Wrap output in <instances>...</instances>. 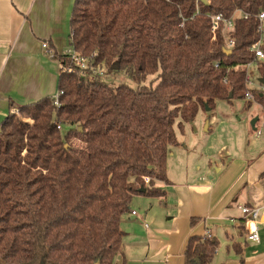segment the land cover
Listing matches in <instances>:
<instances>
[{
  "label": "trees",
  "instance_id": "trees-1",
  "mask_svg": "<svg viewBox=\"0 0 264 264\" xmlns=\"http://www.w3.org/2000/svg\"><path fill=\"white\" fill-rule=\"evenodd\" d=\"M263 12L264 0H76L70 47L135 86L84 75L54 54L59 106L55 97L23 105L25 122L12 105L0 125V264H116L133 197L166 196L157 183L170 184L177 119L246 100ZM236 13L229 54L224 25L214 34L212 17ZM253 94L264 117V91ZM217 248L215 238L192 237L185 264H212Z\"/></svg>",
  "mask_w": 264,
  "mask_h": 264
},
{
  "label": "crops",
  "instance_id": "crops-1",
  "mask_svg": "<svg viewBox=\"0 0 264 264\" xmlns=\"http://www.w3.org/2000/svg\"><path fill=\"white\" fill-rule=\"evenodd\" d=\"M75 1L0 0V125L12 105L18 109L58 94L62 67L54 54L70 49ZM221 150L229 160L221 153L215 169L207 158L195 171L172 152L170 184L157 183L166 196L133 197L122 220L124 254L116 264H185L190 238L208 232L218 242L212 264H264V138L249 141L245 153L227 145ZM242 206L262 211L259 243L247 239Z\"/></svg>",
  "mask_w": 264,
  "mask_h": 264
},
{
  "label": "rangeland",
  "instance_id": "rangeland-1",
  "mask_svg": "<svg viewBox=\"0 0 264 264\" xmlns=\"http://www.w3.org/2000/svg\"><path fill=\"white\" fill-rule=\"evenodd\" d=\"M69 49L67 50V52ZM98 67L91 69L93 76H98ZM107 75L101 76L104 81L113 86L119 84H130L135 86L131 78L123 72H114L109 74L105 68ZM89 72V71H88ZM88 72L84 75H88ZM153 79H149L148 84H151ZM252 107L247 100L244 99H230L225 101H218L216 108L211 111L201 109L194 119V121L185 123L181 118L176 122V133L178 138V147H172L169 158L172 152L175 151L176 157L180 158L182 164L190 169L198 170L199 167L205 166L207 158H212L213 168L214 162H218L217 155L223 154L224 159L227 157V150H221L224 145H227L229 151H238L245 153L247 151V144L249 141L261 142V138L257 136V130L264 133V117L261 106L254 100L251 102ZM15 114L22 120H29L15 110ZM260 117L256 129L252 127V117ZM180 124L183 126L181 127ZM72 142L76 149H81L82 141L77 135L73 137ZM234 151V152H235ZM234 154V153H233ZM230 158H228L229 160ZM227 160V161H228ZM204 164V166L202 165Z\"/></svg>",
  "mask_w": 264,
  "mask_h": 264
},
{
  "label": "built area",
  "instance_id": "built-area-1",
  "mask_svg": "<svg viewBox=\"0 0 264 264\" xmlns=\"http://www.w3.org/2000/svg\"><path fill=\"white\" fill-rule=\"evenodd\" d=\"M208 1V0H207ZM240 16L236 13L231 19H226L223 15H216L212 17L213 22V28L212 32L215 34L219 28L220 25H224V33L227 37V49L230 50L234 46V40L230 38V34H232L235 30V21ZM259 40L252 46L251 51L255 55V61L249 63L246 65V84H247V92H246V100L247 101H254L255 97L253 94V90H262L264 91V84L259 82V75H258V66L259 63L264 61V12L259 15ZM43 47L49 51V46L47 43L43 44ZM65 55L69 56L73 64L78 67L83 74L87 73L91 69H94L95 67H92L91 65V58L86 57L82 55L81 53L75 51L73 48L70 47L69 51L65 53ZM97 70L98 74L103 76L107 75V72L105 70V67H98ZM55 104L59 106V93L55 96ZM61 128L60 126L58 127ZM258 136L261 135V131L259 130ZM151 178L147 177L145 178V184L150 185ZM242 216L245 218L246 221V227L248 232V241L252 243H259L261 240L260 237V224L262 223V211L256 207H249V206H242L240 207ZM133 215L137 216V212L133 211ZM208 232V236H209ZM209 238H211L209 236Z\"/></svg>",
  "mask_w": 264,
  "mask_h": 264
},
{
  "label": "water",
  "instance_id": "water-1",
  "mask_svg": "<svg viewBox=\"0 0 264 264\" xmlns=\"http://www.w3.org/2000/svg\"><path fill=\"white\" fill-rule=\"evenodd\" d=\"M201 1H203L204 3H208V1L207 0H201ZM227 53H229V54H231V50H227ZM115 70H117V67L115 68ZM260 83H262V84H264V79H261L260 80ZM233 97V93H230V98H232ZM207 111H211V108L208 106V105H206V108H205ZM258 120H259V117H257V118H255L253 121H252V127L254 128V129H256V123L258 122ZM80 131H82V128L80 129ZM66 147H68V145L66 146ZM146 192V189H141L140 190V193H145Z\"/></svg>",
  "mask_w": 264,
  "mask_h": 264
}]
</instances>
